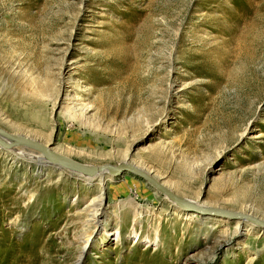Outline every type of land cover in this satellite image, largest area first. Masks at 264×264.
<instances>
[{
  "label": "rangeland",
  "instance_id": "obj_1",
  "mask_svg": "<svg viewBox=\"0 0 264 264\" xmlns=\"http://www.w3.org/2000/svg\"><path fill=\"white\" fill-rule=\"evenodd\" d=\"M0 127L264 220V0H0ZM7 150L0 264H264L262 225Z\"/></svg>",
  "mask_w": 264,
  "mask_h": 264
},
{
  "label": "water",
  "instance_id": "obj_2",
  "mask_svg": "<svg viewBox=\"0 0 264 264\" xmlns=\"http://www.w3.org/2000/svg\"><path fill=\"white\" fill-rule=\"evenodd\" d=\"M0 134L11 138L14 144L24 145L26 147L33 148L39 152H42L48 159L51 160H61L66 165L75 168L76 170L87 173V174H96L99 172L109 173L113 176H119L124 172H128L133 174L136 177L147 182L151 185L155 190L159 193L166 196L171 202H173L176 206L185 211H194L198 212L201 215H216L225 218H245L250 222L259 224L264 226V220L259 219L250 213L235 211L231 209L221 208V207H210L206 205H202L199 203H195L190 201L189 199L184 198L183 196L177 194L171 188L163 184L159 179H157L151 172L136 166L135 164L129 162L127 159L117 163V164H101V165H87L81 163L73 158L63 155L61 153H57L43 145L42 143L28 137L19 136L13 133L6 131L5 129L0 127ZM7 142L0 138V145L7 146Z\"/></svg>",
  "mask_w": 264,
  "mask_h": 264
},
{
  "label": "bare ground",
  "instance_id": "obj_3",
  "mask_svg": "<svg viewBox=\"0 0 264 264\" xmlns=\"http://www.w3.org/2000/svg\"><path fill=\"white\" fill-rule=\"evenodd\" d=\"M16 135H18V134H16ZM19 136H24V137L32 138L29 135H19ZM0 138L8 143L7 146H2V147L8 149L7 151H9L15 157L23 158L25 160H28L30 163H33V164H36V165H39V166L40 165H44V163H45L46 160L47 161L50 160L43 153H41L39 151L37 152V151L28 150V149L24 148V147H26L24 145L14 144L13 143V140L11 138H7V137H5V136H3L1 134H0ZM34 140H36V141L42 143L43 145H45L46 147H48V144L47 143L41 142L38 139H34ZM18 146H23V147H18ZM27 148H30V147H27ZM31 149H33V148H31ZM53 161H56V164H54V165L58 169L68 168V170L70 172H72L73 174L79 175V176H81L83 178H86L89 182H92L93 179H98L99 180V183H100V185L102 187L107 186L108 181H110L112 179V177H113V175H111V174H109L110 176H106V174L103 173V172H99V173H96V174L83 173V172H80V171L76 170L73 167L66 166V164L63 161H61V160H53ZM102 191L104 192V189L103 188H102ZM101 200L103 201V198L102 197H101ZM102 201L100 202V205L102 204ZM190 201L195 202V203H198V201H196V200H190ZM192 215H197V214L196 213H193ZM240 219H242L244 221L247 220L245 218H240ZM94 221H95L96 224L98 223L97 218H95ZM240 226H241V224H240V222H238V228ZM252 226L250 227V229L253 228ZM89 240H90V235L87 237L86 245H87V243H88Z\"/></svg>",
  "mask_w": 264,
  "mask_h": 264
}]
</instances>
